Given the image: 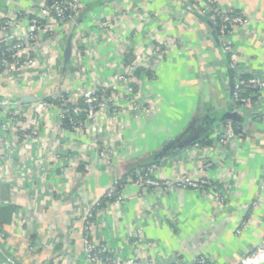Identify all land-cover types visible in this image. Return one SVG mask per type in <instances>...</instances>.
<instances>
[{"label":"crops","instance_id":"0c3cea01","mask_svg":"<svg viewBox=\"0 0 264 264\" xmlns=\"http://www.w3.org/2000/svg\"><path fill=\"white\" fill-rule=\"evenodd\" d=\"M100 1L82 0L77 21L58 28L56 42L43 43L42 67L22 71L17 80L0 74V97L19 104L13 117L0 111V209L12 208L0 222V264H93L84 253L87 212L115 178L153 160L182 134L199 136L207 121L232 110L229 59L215 20L200 14L194 0ZM219 3L248 20L228 40L242 74L264 78V0ZM37 4L0 0V15L34 11ZM71 35L73 54L65 67ZM168 40L177 43L152 62L155 77L140 86L153 101L151 113L136 116L126 108L108 125L105 141L61 127L55 109L44 117L37 110L39 101L61 92L79 97L121 71L129 56L133 61ZM46 55L56 67L46 66ZM29 96L37 102H27ZM261 108L244 115L242 135L227 145L219 144L216 128L209 144L196 142L157 165L161 181L191 177L221 187L223 205L213 193L150 192L127 183L124 204H110L97 216L95 245L107 246L125 264H177L199 256L210 264H243L264 243ZM95 141L111 145L110 163L99 158ZM243 221L247 226L237 234Z\"/></svg>","mask_w":264,"mask_h":264},{"label":"built area","instance_id":"2783aa9c","mask_svg":"<svg viewBox=\"0 0 264 264\" xmlns=\"http://www.w3.org/2000/svg\"><path fill=\"white\" fill-rule=\"evenodd\" d=\"M194 1L198 5L200 14L215 20L214 24L221 49L229 59L228 64L234 82L231 111L243 116L252 114L254 111H261L259 109L264 106V78L244 76L239 68L234 49L228 42L234 30L248 24L247 18L242 14H237L232 8H222L219 0ZM35 6L34 11L23 12L18 8L13 12L0 15V74L10 80H17L22 71L42 67L39 55L41 51H45L43 43L56 42L58 28L77 21L82 0H38V4ZM176 43H173V40L156 43L150 46L146 54L137 55L133 61L127 62L126 58L121 71L116 72L109 80H105L101 84H94L91 88L84 90L79 97L73 98L70 94L61 92L51 96V101L46 100L47 98L39 101L36 108L43 117L48 115L50 110L55 109L61 127H63V122L68 119L71 131L83 133L86 136L91 135L105 141V138L110 136L108 125L118 117L125 115L127 110L136 116H148L151 113L153 101L149 97L143 96L140 86L143 81L154 79V74L149 76V73L154 71L152 62L164 59L171 50L172 44ZM43 60L50 69L53 64L55 65L54 59L47 55ZM0 103L7 108V115L10 117L15 115L16 112L13 110L19 105L18 102L15 103L6 97H0ZM259 113L258 119L264 123V110ZM2 127H5V124L2 123ZM105 130H109V134ZM216 132L219 135V144L223 146L243 133L237 132L231 122L222 124L216 129ZM97 145L99 158L110 163L114 154L111 145L109 143H97ZM56 157H60V155L57 154ZM209 166L207 165V167ZM157 168V165L138 168L127 177L115 178L113 184L107 189L103 200L97 202L87 212L84 227V253L89 262L93 264H125L124 260L116 257L107 246H96L93 241V233L97 225V216L106 207L110 204H124L123 190L127 183H133L142 191L150 192L192 190L203 195L213 193L215 202L220 205L224 204L225 193L221 187L191 177L175 181H161L156 177ZM246 226L247 222L243 221L237 234H240ZM262 255H264V243L256 247L242 263L255 264L251 261ZM8 261L13 263L10 259ZM128 263L137 264L134 261ZM177 264H210V260L207 257L199 256L192 262ZM257 264H264V262Z\"/></svg>","mask_w":264,"mask_h":264},{"label":"water","instance_id":"95a60500","mask_svg":"<svg viewBox=\"0 0 264 264\" xmlns=\"http://www.w3.org/2000/svg\"><path fill=\"white\" fill-rule=\"evenodd\" d=\"M101 1L103 2L104 0H101ZM101 1L98 4H101ZM72 39H73V35H71L69 37L68 45H67L65 52H64L65 67L68 66V64L72 58V54H73ZM230 85H231V89H232V93H233L234 82H233L232 78H231V84ZM25 100L27 102H30V103L31 102H37L36 98L30 97V96L25 98ZM249 118H251V117H249ZM247 119H248L247 117H244L243 115H241L237 112H232L230 110H226L223 114H221V116L215 117L214 119L207 121L205 131L203 133H201L199 136L184 139L185 134H182L177 140H175L174 142H172L171 144H169L168 146L163 148L160 152H158L153 157V160L147 161V163H151L153 161H158V160H161L165 157L177 154L178 152L186 149L187 147L191 146L192 144L199 142L204 136L208 135L212 130H215L216 128H218L219 126H221L224 123L231 122L233 124H239L241 126H244Z\"/></svg>","mask_w":264,"mask_h":264},{"label":"trees","instance_id":"16d2710c","mask_svg":"<svg viewBox=\"0 0 264 264\" xmlns=\"http://www.w3.org/2000/svg\"><path fill=\"white\" fill-rule=\"evenodd\" d=\"M130 58H132V56H129L128 58H127V62H131V59ZM153 67H154V65H153ZM154 72L155 71H153V72H151V73H149V76L151 77L153 74H154ZM46 100H49V101H51L52 99H51V96L50 97H47V99ZM82 101V100H81ZM82 104V103H81ZM233 126H234V128L237 130V132H239V133H241L242 132V130H243V126H241V125H239V124H233ZM63 128H65V129H68V130H71V127H70V121L67 119V120H65L64 122H63ZM213 131H215V130H212L208 135H206V136H204L199 142H201V143H210L211 142V136H212V132ZM158 164H160V161L158 160V161H153V162H151V163H144V164H141L139 167H137V168H135L134 170H136V169H140V168H148V167H151V166H153V165H158ZM133 170V171H134ZM132 171V172H133ZM125 179V178H124ZM104 198V197H103ZM103 200V199H102ZM11 209L12 208H2V209H0V222H1V226H3V224L5 223V218L7 217V215H8V213H9V211H11ZM3 221H4V223H3Z\"/></svg>","mask_w":264,"mask_h":264},{"label":"rangeland","instance_id":"374dc122","mask_svg":"<svg viewBox=\"0 0 264 264\" xmlns=\"http://www.w3.org/2000/svg\"><path fill=\"white\" fill-rule=\"evenodd\" d=\"M4 109L6 110L7 108H5L4 106H2V104L0 103V111L2 112V111H4ZM11 117H13V116L11 115ZM2 123L3 122H2V120L0 118V145H3L4 144V142L1 139V137H2L1 132H3L5 130L4 127H2ZM10 260H12V259H10Z\"/></svg>","mask_w":264,"mask_h":264},{"label":"bare ground","instance_id":"6f19581e","mask_svg":"<svg viewBox=\"0 0 264 264\" xmlns=\"http://www.w3.org/2000/svg\"><path fill=\"white\" fill-rule=\"evenodd\" d=\"M261 262H264V255H262V256L251 261V263H255V264L261 263Z\"/></svg>","mask_w":264,"mask_h":264}]
</instances>
